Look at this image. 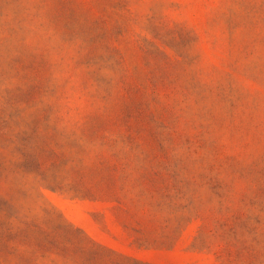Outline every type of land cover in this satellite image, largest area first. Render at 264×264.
<instances>
[{"label":"rangeland","instance_id":"obj_1","mask_svg":"<svg viewBox=\"0 0 264 264\" xmlns=\"http://www.w3.org/2000/svg\"><path fill=\"white\" fill-rule=\"evenodd\" d=\"M0 264H264V0H0Z\"/></svg>","mask_w":264,"mask_h":264}]
</instances>
